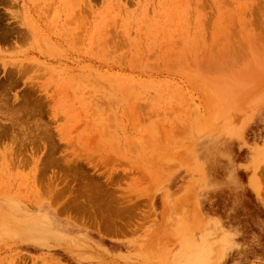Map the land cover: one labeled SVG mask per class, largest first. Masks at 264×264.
<instances>
[{
    "label": "rangeland",
    "instance_id": "374dc122",
    "mask_svg": "<svg viewBox=\"0 0 264 264\" xmlns=\"http://www.w3.org/2000/svg\"><path fill=\"white\" fill-rule=\"evenodd\" d=\"M246 191L264 0H0V264H264Z\"/></svg>",
    "mask_w": 264,
    "mask_h": 264
},
{
    "label": "trees",
    "instance_id": "16d2710c",
    "mask_svg": "<svg viewBox=\"0 0 264 264\" xmlns=\"http://www.w3.org/2000/svg\"><path fill=\"white\" fill-rule=\"evenodd\" d=\"M246 193L248 196H250V200L247 202V210L248 213L251 217L256 216L257 214L259 215L260 218H264V210L259 208L256 203H254L253 198L251 194H249L247 191ZM218 213V212H217ZM243 226V238L239 240L240 242L242 241L245 243V239H247L248 234H253L256 238V243L249 245V248L244 251L245 252V258L250 260L253 259L254 257H260L264 261V226L262 227L261 230H257L255 227V219L245 221V224Z\"/></svg>",
    "mask_w": 264,
    "mask_h": 264
}]
</instances>
